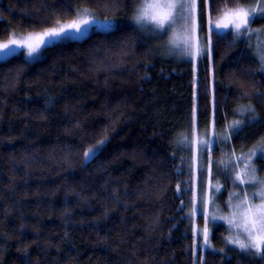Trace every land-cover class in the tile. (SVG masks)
<instances>
[{
  "label": "trees",
  "instance_id": "trees-1",
  "mask_svg": "<svg viewBox=\"0 0 264 264\" xmlns=\"http://www.w3.org/2000/svg\"><path fill=\"white\" fill-rule=\"evenodd\" d=\"M244 2L210 0L212 15ZM133 4L0 0V40L68 21L80 8L127 20ZM207 7L199 9L203 33ZM161 42L124 22L44 47L36 61H0V264H264L227 243L222 223H208L204 245L205 222L196 219L194 232L177 191L193 113L210 134L240 119L239 105L251 103L264 118L260 62L231 32L214 37L196 67ZM262 135L248 126L212 153L248 151ZM99 140L106 146L86 162ZM255 162L264 173V157Z\"/></svg>",
  "mask_w": 264,
  "mask_h": 264
},
{
  "label": "snow or ice",
  "instance_id": "snow-or-ice-1",
  "mask_svg": "<svg viewBox=\"0 0 264 264\" xmlns=\"http://www.w3.org/2000/svg\"><path fill=\"white\" fill-rule=\"evenodd\" d=\"M208 4V0H134L132 21L137 30L141 33H150L151 38L163 39L165 41V50L168 53L178 54L180 56L191 57L195 60L204 52L211 53L213 49V38L219 43L227 38L231 32L232 42L245 38L251 48V38L256 37L255 55L258 58L261 69L264 70V28L252 29L250 24L258 17L264 18V0H257L252 6L237 4L230 8L218 10V15L213 19L211 10L208 11V35L201 39L199 36V5ZM100 28L104 31H111L117 27V21L105 16L101 19L92 13L89 9L78 10L75 19L67 23L59 20L55 26L45 28L42 32H29L27 35L11 32L8 39L0 42V57H14L21 49L25 50L24 55L30 60L37 59L42 55L41 48L47 47L57 42L81 39L85 37L93 28ZM234 115L238 114L241 118L234 119L217 135L213 131V138L194 140L193 143L199 144L206 148L209 154V164L211 161V152L216 140L228 143L248 126H258L264 128V118L258 116L255 107L249 103L239 105L234 110ZM193 131H195V113H193ZM185 137L182 142H187ZM106 140H99L95 145L89 147L84 152V159L87 162L96 157L106 146ZM258 154L264 155V135L245 153L241 152L239 156L232 150L227 169L232 160L235 164L232 166L236 169L233 187L239 185L258 186V191L253 193V199H259V203H254L247 192L242 189L241 193H229L226 207L231 210L229 216L219 215L217 212L211 215V220H225L229 225V231L235 229V235L227 238V243L234 244L243 251H254V254L264 258V179L258 178L256 168L253 165V158ZM245 161L242 168L239 161ZM224 164V161L220 162ZM238 182V184H237ZM180 185H177L179 192ZM184 191H190L185 189ZM215 191L220 193L218 186ZM241 195L243 198H241ZM236 203H233V201ZM195 201V196L193 197ZM209 199H202L204 204L202 215L205 219V225L202 229L204 245L209 243ZM197 208L194 206L192 215H196ZM194 232L196 229L194 227ZM223 251V249H221Z\"/></svg>",
  "mask_w": 264,
  "mask_h": 264
},
{
  "label": "rangeland",
  "instance_id": "rangeland-1",
  "mask_svg": "<svg viewBox=\"0 0 264 264\" xmlns=\"http://www.w3.org/2000/svg\"><path fill=\"white\" fill-rule=\"evenodd\" d=\"M208 3H209V8L207 7V9H206V30H207V32L205 31V33H203L201 30L199 31V36L201 37V39L206 37V34L208 33V22H207L208 21V16H207V13H208L209 10H211V8H210V0H208ZM256 3H257V0H246V2H244L242 5L252 6V5H255ZM201 5H202V3L199 5V9L201 8ZM83 9H89V8H80L78 10H83ZM89 10L92 12L91 9H89ZM218 14H213L212 15L213 19H215V17ZM132 15L127 20H125V19H123L121 17L120 18H109V19H113V20L117 21V26H118V25L124 24V22L133 23V21L131 19ZM75 17H76V15H75ZM75 17H73L72 19H75ZM72 19H70L68 21H65L63 23H67V22L71 21ZM51 27H53V26H51ZM199 27H200V22H199ZM250 27L252 29L264 28V26H259V25H256L254 23H251ZM44 29L45 28L40 29V30H35V31H27V32H19V31H16V30H12L11 32L15 31L17 34L27 35L29 32L38 33V32H42ZM95 30H102V29L94 27L87 35H89L91 32H93ZM7 39L0 40V42H4ZM159 40L162 41L161 44H160V47L162 46V50L166 54L174 57L178 61L191 62L192 66H194V67H196L198 59L202 55H204V53H205L204 52L201 56L197 57L195 60H193L191 57L180 56L178 54L168 53L165 50V41L167 40V36H165V37H163V39H159ZM242 40L247 42V40L245 38H242ZM246 44L249 47V43L247 42ZM255 44H256V37H255V35H253L252 38H251L252 47L251 48L249 47V49L251 50V52L254 55H255ZM43 48L44 47L41 48V52H42ZM24 51L25 50L21 49L18 54H22L29 61H36V60H38V59H40L42 57V55H40L37 59L30 60L29 58H27L24 55ZM255 57H256V55H255ZM7 58H9V57H7ZM7 58L0 57V61L5 60ZM195 126L196 125H194V127ZM189 134H190V137H189L188 142H186V151H185V153L183 155V160H185L184 161L185 170H184L183 176H181V180L179 182L180 189H181L179 191V193L182 194L184 201L187 203L188 211L190 212L189 213L190 216L191 217L193 216L192 217L193 218V228L195 227L196 232L198 230L196 219L202 218L204 220V222H205V219H204V217L202 215V210H203L205 205L201 203V200L202 199H209L211 202L207 205L208 206V210H209L208 223H210V224H215V223L224 224L226 226V228H227V238H228V237H230L232 235H235V229H233L230 232L229 231V225L227 224V222L225 220L217 219L215 221H212L211 220V215L216 213L217 209H219L220 210L219 211V215L229 216L231 214V210L226 207V202L228 200L229 193H231V192L241 193V190L244 189L247 192L249 198L253 199V193L258 191V186L239 185L237 187H233L232 181L234 179L235 171L238 170V169H236V168H234L232 166V164L236 163L235 160L232 162V164L228 165L227 169H225V164H228V161L224 160L223 158L219 157L218 155H213L211 153V161H212V163L209 164V154H208L207 149L206 148H202L199 144L193 143V141L194 140H198V139L213 138L212 133L210 134L208 131H204V130L199 131L197 129V127H195V131H193V126H192ZM219 134L220 133H218L217 135H219ZM220 142H219V139L216 140L217 144H220ZM263 157H264V155L258 154L257 157L253 158V165H254V167L257 170L256 175L260 179H264V173L259 171V165L256 164L255 161H256V159H260V158H263ZM221 161H224V164H221L220 163ZM244 163H245V161L241 160V163H239L240 168L243 167ZM237 184H238V182H237ZM218 186L221 189L220 193H217L215 191V189ZM185 189H190V191H184ZM194 196H195V201H193V197ZM241 198H243L242 195H241ZM253 202L254 203H259L258 197L254 198ZM233 203H236V201L234 200ZM194 206L197 208L196 215H192V211H193V207ZM232 245L236 246L234 244H232ZM237 248H239V247H237ZM247 252H249V251H247ZM250 252H254V251H250Z\"/></svg>",
  "mask_w": 264,
  "mask_h": 264
},
{
  "label": "flooded vegetation",
  "instance_id": "flooded-vegetation-1",
  "mask_svg": "<svg viewBox=\"0 0 264 264\" xmlns=\"http://www.w3.org/2000/svg\"><path fill=\"white\" fill-rule=\"evenodd\" d=\"M231 149V150H230ZM235 149L234 146L228 147V149H223V151L219 154H217L219 157L223 158L224 160L228 161L229 157H231V153L232 150ZM242 150H237L235 149V154L237 156H239L241 154ZM246 153V151H243ZM212 153V152H211ZM213 154V153H212ZM243 160V159H241ZM241 160L239 161V163H241ZM234 161V159L232 160V162Z\"/></svg>",
  "mask_w": 264,
  "mask_h": 264
},
{
  "label": "bare ground",
  "instance_id": "bare-ground-1",
  "mask_svg": "<svg viewBox=\"0 0 264 264\" xmlns=\"http://www.w3.org/2000/svg\"><path fill=\"white\" fill-rule=\"evenodd\" d=\"M231 150V149H230ZM229 161V160H228Z\"/></svg>",
  "mask_w": 264,
  "mask_h": 264
}]
</instances>
